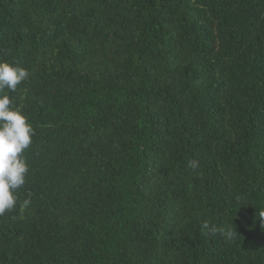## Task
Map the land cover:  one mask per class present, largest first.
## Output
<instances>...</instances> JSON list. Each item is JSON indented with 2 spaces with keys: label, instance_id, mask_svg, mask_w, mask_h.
Returning a JSON list of instances; mask_svg holds the SVG:
<instances>
[{
  "label": "trees",
  "instance_id": "obj_1",
  "mask_svg": "<svg viewBox=\"0 0 264 264\" xmlns=\"http://www.w3.org/2000/svg\"><path fill=\"white\" fill-rule=\"evenodd\" d=\"M0 61L35 131L0 264H264V0H0Z\"/></svg>",
  "mask_w": 264,
  "mask_h": 264
},
{
  "label": "clouds",
  "instance_id": "obj_2",
  "mask_svg": "<svg viewBox=\"0 0 264 264\" xmlns=\"http://www.w3.org/2000/svg\"><path fill=\"white\" fill-rule=\"evenodd\" d=\"M29 75V71L23 67L0 61V92L15 91ZM34 135L28 118L14 108L8 95H0V215L17 206V192L25 185L29 172L23 153L32 144ZM29 203V200H25L22 207ZM234 235L236 232H227L229 239Z\"/></svg>",
  "mask_w": 264,
  "mask_h": 264
}]
</instances>
